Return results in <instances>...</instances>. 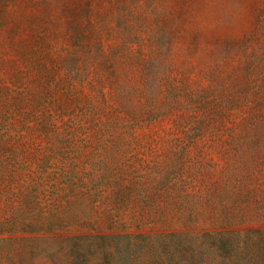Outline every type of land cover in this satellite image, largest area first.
I'll list each match as a JSON object with an SVG mask.
<instances>
[{
  "label": "rangeland",
  "instance_id": "374dc122",
  "mask_svg": "<svg viewBox=\"0 0 264 264\" xmlns=\"http://www.w3.org/2000/svg\"><path fill=\"white\" fill-rule=\"evenodd\" d=\"M0 264H264V0H0Z\"/></svg>",
  "mask_w": 264,
  "mask_h": 264
}]
</instances>
